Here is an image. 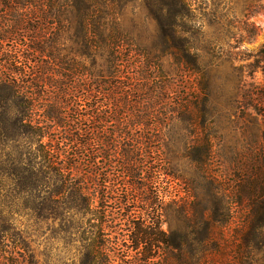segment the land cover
I'll use <instances>...</instances> for the list:
<instances>
[{
  "label": "rangeland",
  "instance_id": "obj_1",
  "mask_svg": "<svg viewBox=\"0 0 264 264\" xmlns=\"http://www.w3.org/2000/svg\"><path fill=\"white\" fill-rule=\"evenodd\" d=\"M5 1L0 0L1 78L12 73V61L31 60L23 50L38 41L29 29L16 31V25L30 23L26 2L19 0L11 11ZM114 1L112 12L137 53L161 64L158 74L172 87V109L176 101L184 107L167 130L172 183L164 192L161 229L173 248H183L187 264H264V0ZM41 15L35 10V17ZM64 16L70 19L67 36L76 37V16L53 9V32L37 42L58 47L62 55L77 49L66 35L55 40L58 17ZM21 152L0 107V264H93L83 250L89 243L83 231L91 228L109 264L142 263L129 220L117 215L98 233L100 223L88 222L89 216L77 220L73 206H43L13 184L8 176L17 172L6 163ZM158 187L144 191L150 199L145 205L123 210H134L137 223L148 226ZM204 220L213 227L210 239ZM159 255L154 261H163Z\"/></svg>",
  "mask_w": 264,
  "mask_h": 264
},
{
  "label": "trees",
  "instance_id": "obj_2",
  "mask_svg": "<svg viewBox=\"0 0 264 264\" xmlns=\"http://www.w3.org/2000/svg\"><path fill=\"white\" fill-rule=\"evenodd\" d=\"M24 1L30 23L16 25V31L29 29L40 42L42 33L53 32L48 23L53 9L75 15L79 30L76 37H68L70 19L58 17L61 25L58 32L55 29V40L67 36L77 49L62 55L58 47L31 43L23 50L31 60L12 61V73L0 77V107L15 148L22 149L18 159L7 160L17 172L9 173L8 179L43 206L58 202L73 206L77 220L89 216L88 222L100 223L98 233L117 215L129 220L141 264H161V259L154 261L160 253L165 255L162 263L171 264L175 258L176 264H187L183 248H173L170 235L161 229L164 192L172 183L167 130L173 114L184 109L178 101L172 109V87L158 74L161 64L150 54L137 53L112 12L114 0ZM18 2L6 0L5 8L13 11ZM34 9L42 15L35 17ZM155 185L156 207L149 211L145 226L133 218L134 210L126 212L122 206L145 205L150 199L144 191ZM203 224L210 239L211 222ZM93 229L83 231L89 234L83 248L86 257L93 264H109V256L102 253L103 241L98 242Z\"/></svg>",
  "mask_w": 264,
  "mask_h": 264
}]
</instances>
